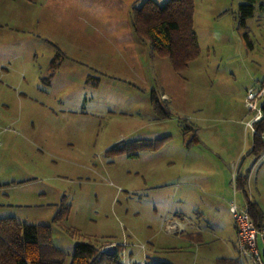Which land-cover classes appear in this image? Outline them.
<instances>
[{"label": "rangeland", "instance_id": "1", "mask_svg": "<svg viewBox=\"0 0 264 264\" xmlns=\"http://www.w3.org/2000/svg\"><path fill=\"white\" fill-rule=\"evenodd\" d=\"M241 2L194 0L199 55L176 73L148 44L108 57L88 44L72 48L61 34L46 37L50 46L36 37L41 33L10 31L9 0H0V90L7 93L0 112L9 118L0 136V218L50 226L64 264L77 243L98 249L114 243L121 264L233 258L234 220L203 191L221 174L232 187L240 165L232 156L251 135L245 122L252 113L239 92L264 82V1L245 29L236 21ZM55 48L67 58L50 82ZM150 91L169 118L154 114ZM137 141L157 147L133 151L135 157L107 154ZM244 157L241 173L254 161ZM61 203L68 216L54 223ZM176 215L189 222L183 233L168 227Z\"/></svg>", "mask_w": 264, "mask_h": 264}, {"label": "trees", "instance_id": "2", "mask_svg": "<svg viewBox=\"0 0 264 264\" xmlns=\"http://www.w3.org/2000/svg\"><path fill=\"white\" fill-rule=\"evenodd\" d=\"M236 13V21L245 29L246 21L253 16L254 6L264 0H241ZM264 8V5H260ZM194 0H167L158 5L152 0H145L131 10V24L135 37L147 42L152 53L159 58H167L176 73L186 71L188 65L199 55L196 33L193 30ZM248 46V34H243ZM58 55L51 60L52 76L57 68ZM264 83V82H262ZM154 114L160 119L169 118L155 91L149 93ZM264 110V106H262ZM192 128L186 127L185 131ZM253 146L250 154L258 158L264 153V118L254 124ZM194 138V136H193ZM157 146L147 147L137 141L128 147L117 144L107 154L116 156L128 154L135 157L133 151L152 150ZM246 179L238 173L235 176V188L246 198V209L255 227L260 229L264 215L257 205L248 200L245 193ZM68 208L61 203L53 218L57 223L68 216ZM119 250V247H118ZM118 250L106 254L89 243H77L71 256L70 264H121ZM66 255L52 244L51 228L47 225L19 223L14 218H0V264H64ZM154 264V263H153ZM163 264V263H155ZM216 264H240L237 259H218Z\"/></svg>", "mask_w": 264, "mask_h": 264}, {"label": "crops", "instance_id": "3", "mask_svg": "<svg viewBox=\"0 0 264 264\" xmlns=\"http://www.w3.org/2000/svg\"><path fill=\"white\" fill-rule=\"evenodd\" d=\"M143 1L145 0H9V24L6 25H9L10 31L16 33L30 34L32 31L41 33V36L38 35L36 37L50 46L52 44L47 38H55L56 34H61L60 37L72 43V48L88 44L90 45L89 49L103 50L105 52L104 55L111 57L114 53L125 51L129 45H133L134 48L137 47V42L143 43L144 48L147 47L145 45L148 44L147 42L139 41L135 37L131 24L132 8L140 6ZM152 1L158 4L160 1L167 0ZM1 25L0 23V26ZM55 55H58L57 70L60 61L67 58V56L57 48H55L53 56ZM51 60L47 68L50 82L54 80L56 74L55 70V73L50 76ZM252 86L253 85L247 84V88L245 87L244 90H240L241 92H239V94L241 96V101L244 100L246 90ZM9 88L11 87L9 86ZM13 90L16 93V89L13 88ZM17 94L22 96L20 92H17ZM0 98V100L3 101L7 100V93L0 90ZM7 103L8 101L2 105L8 109ZM6 122L9 124V118L7 115L0 112V128L5 127L2 125L3 123L6 124ZM13 122L14 121L11 123L13 124ZM242 125V122H240L238 126ZM242 128L241 130H243ZM245 128L251 135L250 137L244 138L243 146L239 150L236 149L234 151L232 161H234L235 164H240L237 173L244 176L246 179L245 193L248 200L255 203L262 215H264V153L258 158L250 154L253 146L254 134L247 126ZM260 136L261 139L264 140V133ZM197 141L205 147L208 146V141H204L201 138L197 139ZM211 142L212 141H209V143ZM245 154H248L249 160L250 157H253L254 161L250 160V168L246 172L241 173L243 164L246 160L244 157ZM212 173L215 174L216 172ZM228 179L229 177L223 174H221V176L214 175V179L205 184L206 189L203 191V198L205 201L210 202L217 211H225L230 216L228 202L234 197L238 206L245 208L246 198L240 191H236V193L233 194L231 190L232 187H230L231 182L229 183ZM238 195L240 196L239 198ZM182 220V216L179 215L171 218L169 225H176L181 229L176 230L175 233H183L187 230L189 222H182ZM233 229L236 235L234 225ZM262 248H264V244H262ZM237 257L238 250L236 244L235 255L231 259H236Z\"/></svg>", "mask_w": 264, "mask_h": 264}, {"label": "built area", "instance_id": "4", "mask_svg": "<svg viewBox=\"0 0 264 264\" xmlns=\"http://www.w3.org/2000/svg\"><path fill=\"white\" fill-rule=\"evenodd\" d=\"M264 83H257L256 86L250 87L245 92L244 107L250 113L252 118L246 122L247 128L254 133V124L264 118ZM6 128H0V136ZM1 146V139H0ZM237 174V173H236ZM235 176L232 178L233 194L236 193ZM228 211L234 220V226L237 236L238 257L236 258L240 264H264V253H260L258 249V239L264 244V223L257 229L245 208L239 207L234 197L228 202ZM171 229L181 230L176 225H169ZM118 250V245L110 243L101 248L106 254H114Z\"/></svg>", "mask_w": 264, "mask_h": 264}]
</instances>
